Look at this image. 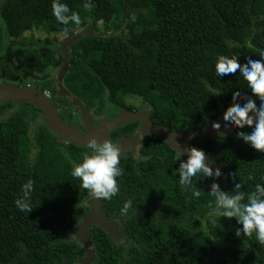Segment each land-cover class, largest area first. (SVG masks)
I'll return each instance as SVG.
<instances>
[{"label":"trees","instance_id":"16d2710c","mask_svg":"<svg viewBox=\"0 0 264 264\" xmlns=\"http://www.w3.org/2000/svg\"><path fill=\"white\" fill-rule=\"evenodd\" d=\"M99 1L59 0L80 21L65 25L53 15V0H0V57L9 46L16 59L15 68L1 69L12 81L7 83L28 85L24 74L52 66L56 34L68 38L89 23L93 32L67 46L61 83L94 114H113L117 107L133 111L124 100L136 96L153 123L175 132L199 130L225 122L235 96L250 91L242 79L218 77L216 64L220 57H235L245 67L249 59L261 58L264 0H104L107 9L96 7ZM33 29L54 37L23 36ZM32 87L57 94L53 79ZM41 111L30 101L0 102V264H76L85 255L75 229L90 209L91 194L71 170L88 147L65 141L46 124H36L30 134ZM138 125L115 126L107 141L116 142ZM241 131L251 129L188 141L189 148L208 155L213 171L212 177L193 178L192 188L179 183L177 172V156L186 159V151L178 154L156 131L134 153L119 156V192L99 199L107 218L119 223V238L92 224L86 231L93 244L88 264H264V244L255 235L238 237L241 226L216 215L210 195L213 185L228 194L264 185V153L246 144ZM29 181L30 213L15 204ZM127 201L131 207L123 213Z\"/></svg>","mask_w":264,"mask_h":264},{"label":"clouds","instance_id":"9594fccd","mask_svg":"<svg viewBox=\"0 0 264 264\" xmlns=\"http://www.w3.org/2000/svg\"><path fill=\"white\" fill-rule=\"evenodd\" d=\"M53 15L57 21L65 25L71 22L79 23L76 13H70L66 4H61L59 0H53ZM249 46H251L249 42ZM260 59H249L247 66L241 67L235 57H220L216 64V75L218 77L231 76L247 82L250 90L247 95H236L235 106L230 108L224 115V121L230 127L239 129L250 128V132L241 131L238 136L256 152L264 153V51L259 53ZM250 93V95L248 94ZM216 93L215 95H219ZM245 100L241 104V100ZM259 101V104H257ZM212 127L220 132V124L213 123ZM88 152L79 162H72L71 176L80 181V187L87 190L94 198L110 200L119 192L117 178L122 174L120 164L119 149L109 141L99 143L95 138L88 142ZM186 159H181L179 168V183L186 188L193 187V178H198V174L212 177L210 161L206 163V155L203 150L190 147L184 153ZM220 171L215 172V177L220 179ZM241 184L237 183L236 188L240 189ZM31 181L24 188L22 198L15 201L20 211L30 213L29 190ZM193 195L199 197L200 191L196 190ZM215 205V214L224 218H235L238 225L236 235L239 237L255 235L260 244H264V185L256 184L255 190L245 194L237 191L235 194L221 192L218 185H213L210 193ZM246 199V202H244ZM131 207V201L124 203L122 212L127 213Z\"/></svg>","mask_w":264,"mask_h":264},{"label":"water","instance_id":"95a60500","mask_svg":"<svg viewBox=\"0 0 264 264\" xmlns=\"http://www.w3.org/2000/svg\"><path fill=\"white\" fill-rule=\"evenodd\" d=\"M92 32V28L87 27L82 31L74 33L72 36L63 39L60 43L59 49L62 52L63 61L56 77V86L59 94L70 95L61 83L69 58L67 46L77 38L86 34H91ZM7 100H12L14 103H20L23 101L32 102L34 105L41 108V117L46 120L47 126L51 130L61 135L67 141H72L79 145H88L89 140L92 138H95L99 143H103L107 141L110 131L114 126L124 124L126 121H139V130L135 135L121 137L114 144L119 149L120 156L132 151L137 142L143 140L149 131L158 132L169 142L170 146L175 149L178 154H181L189 149L188 141L193 138L218 136L223 133H228L235 128L230 127L226 122H223L220 124V132H217L212 125L204 126L199 130H183L181 132H175L167 129L161 124L153 123L149 118L147 109L144 111L120 110L117 116L113 118H102L99 124H93L90 117L87 116V108L78 98L72 97L73 103L80 110L81 124L86 128L83 132L77 126L68 124L63 120L59 115L57 108L44 91H39L30 85L15 86L9 83L0 84V102H6ZM205 155L207 159L208 155L206 153ZM87 202L90 209L79 221L75 229V237L85 247V255L76 264H88L93 259V244L86 235L87 229L92 224L100 226L115 238H119L117 233L119 223H112L107 218L101 210L99 199H96L91 195Z\"/></svg>","mask_w":264,"mask_h":264},{"label":"rangeland","instance_id":"374dc122","mask_svg":"<svg viewBox=\"0 0 264 264\" xmlns=\"http://www.w3.org/2000/svg\"><path fill=\"white\" fill-rule=\"evenodd\" d=\"M92 7H93V5H92ZM96 7L107 9L108 4L104 0H101L97 3ZM87 27H91V25H89V23H88ZM79 29L81 30L82 28L78 27L77 31H79ZM53 35L54 34H52V33L51 34L50 33L49 34L44 33V31L39 30V29H33L32 31H26L23 33V36L25 38L32 37L34 39H37L38 41H41L46 36L53 38L54 37ZM64 37H65L64 35L56 34V38L58 39V44H56L57 49L55 50L56 52L54 55V62L52 64V66H50L48 69H46L45 72H43V73H32V74H26V75L24 74L23 77H24L25 81L28 82V85L34 86L36 84H39L40 80L43 78L53 79L56 82V77L58 75V72L60 70V67H61V64L63 61V55H62L61 50L59 49L60 48L59 46H60V43L63 41ZM3 53H5V56L3 58L0 57V84H2L3 81L9 82V83L12 82L10 79H4L3 78V75L1 73V69L4 66H8L11 68L16 67L15 66L16 65V59L14 57V48L7 46L4 48ZM44 93H46V95L49 97V99L53 102V104L57 108L58 112L61 111V112L65 113L66 116L70 113L69 116H67V118L70 120L75 119L76 111L74 109H76V108L74 107L75 104L73 103L72 97L70 95H69V97L66 98L68 103L65 104V101H64L65 97H62V95H60L59 93H57L56 95H50V94H48L47 91H44ZM127 101L128 102L132 101L134 104H139V106H141L140 99L136 96L128 97ZM16 104H18V103H16ZM11 110L12 109H10V111ZM73 110H74V113H73ZM36 124H46L47 125L45 119H43L42 117L37 118V120L35 122L31 123L30 134L33 132ZM59 136L62 137L61 135H59ZM60 140H62V139H59V141ZM65 141H67V140L65 139Z\"/></svg>","mask_w":264,"mask_h":264},{"label":"flooded vegetation","instance_id":"af4514ba","mask_svg":"<svg viewBox=\"0 0 264 264\" xmlns=\"http://www.w3.org/2000/svg\"><path fill=\"white\" fill-rule=\"evenodd\" d=\"M2 83H7V82H5V81H3ZM54 84H55V86H56V82L54 81ZM56 89H57V93H58V88H57V86H56ZM49 94V93H48ZM60 95H62V94H60ZM62 97H69V95H62ZM127 99H128V97L127 98H125V100H124V103H125V106H131L132 107V110L133 111H144V110H146V108L144 107V106H142V103H141V100H140V104H141V106H139V104H134L132 101H127ZM74 107L77 109H74L75 111H76V115H75V119H72V120H70V119H68L67 118V116H69V114L66 116V114L65 113H63V112H58V113H61L64 117H63V120L66 122V123H68V124H73V125H75V126H77L81 131H85L86 130V128L81 124V115H80V110H79V108H77V106L76 105H74ZM74 110H73V113H74ZM120 110H127L126 108H124V107H117V109L115 110V111H113V114H111V113H109V112H103V113H100V114H94L93 112H92V110H89V109H87V116L88 117H90V119H91V122L93 123V124H99L100 123V121H101V119L102 118H113V117H115V116H117L118 115V113H119V111ZM129 110V109H128ZM130 111V110H129ZM78 112V113H77ZM7 113H8V111L5 113L6 115H7ZM4 114V115H5ZM41 115V114H40ZM126 122H128V121H126ZM125 122V123H126ZM139 126H140V122H139V125H138V128L137 129H135V131L134 132H130V133H126V134H124V135H120L119 137H118V139L119 138H121V137H124L125 135L126 136H128V135H135L137 132H138V130H139ZM115 127V126H114ZM113 127V128H114ZM118 139L116 140V142L118 141ZM140 139H141V137H140ZM142 141V140H141ZM141 141H138L137 142V144L134 146V148H133V153L138 149V147L140 146V143H141ZM116 142H114L113 144H115Z\"/></svg>","mask_w":264,"mask_h":264},{"label":"built area","instance_id":"2783aa9c","mask_svg":"<svg viewBox=\"0 0 264 264\" xmlns=\"http://www.w3.org/2000/svg\"><path fill=\"white\" fill-rule=\"evenodd\" d=\"M46 94V93H45Z\"/></svg>","mask_w":264,"mask_h":264}]
</instances>
